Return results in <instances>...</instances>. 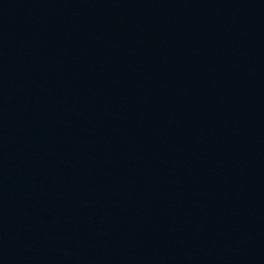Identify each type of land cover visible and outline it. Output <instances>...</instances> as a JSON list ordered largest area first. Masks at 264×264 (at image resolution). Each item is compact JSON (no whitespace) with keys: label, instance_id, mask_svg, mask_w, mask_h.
I'll return each mask as SVG.
<instances>
[{"label":"water","instance_id":"obj_1","mask_svg":"<svg viewBox=\"0 0 264 264\" xmlns=\"http://www.w3.org/2000/svg\"><path fill=\"white\" fill-rule=\"evenodd\" d=\"M0 264H264V0H0Z\"/></svg>","mask_w":264,"mask_h":264}]
</instances>
